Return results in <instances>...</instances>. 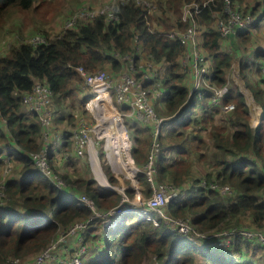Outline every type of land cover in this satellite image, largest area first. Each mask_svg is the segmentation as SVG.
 <instances>
[{
	"label": "trees",
	"instance_id": "1",
	"mask_svg": "<svg viewBox=\"0 0 264 264\" xmlns=\"http://www.w3.org/2000/svg\"><path fill=\"white\" fill-rule=\"evenodd\" d=\"M42 1L46 0H0V16L11 7L28 10ZM205 1L206 6L194 20L201 26V49L211 61V85L218 88L225 83L226 70L233 61L231 54L238 57L240 79L261 107L255 128L250 125V108L245 97L231 86L217 104L212 103V91L208 89H202L199 97L196 92L189 94L192 80L181 63L186 49L178 40L169 38L168 33L173 29L183 31L188 26L181 18L184 4ZM153 3L155 8L148 16L142 5L129 0L117 4L115 21L99 14L55 33L29 34L28 38L44 36L47 39L44 44L33 45L25 36L14 35L17 42L5 51L1 49L0 116L4 122L0 121V148L7 151L8 158H0V170L4 172L0 178L3 185L0 202L5 203L0 205V264H14L16 258L40 252L71 223L91 217L92 210L76 206L72 196H88L99 212L120 200L118 193L101 189L92 179L87 164L71 153L64 160L56 157L57 151L47 154L49 168L62 180L63 189L56 188L35 167L32 154L42 148V130L36 114L26 112L22 102L32 83L40 81L51 90V105L59 113L53 118V126L66 121L70 128L72 110L77 105L69 99L81 82L76 68L80 66L88 72L104 68L113 72L110 75H116L127 68L129 57L136 64L140 55L156 67L163 91L162 97L152 99L157 116L163 118L158 134L160 150L153 162V181L179 189L176 198L167 203L165 213L187 219L200 232L264 227V76L261 72L264 0L246 3L243 13L253 16L252 26L226 39L215 26L214 14L222 13L221 0H153ZM260 34L263 36L259 37ZM227 39L233 52L225 50ZM87 95L88 99L91 93ZM230 104L232 109H223ZM125 124L132 139L131 156L135 165L142 168L150 152L152 126L136 120H127ZM60 146L59 152L72 151L71 130L61 134ZM75 163L82 164L88 177L70 168ZM136 179L141 195L150 194L146 176L140 172ZM109 180L113 184L118 182L112 176ZM211 184L218 188H212ZM222 186H228L231 192L221 193ZM122 187L133 196L129 186ZM99 223V219H93L84 240L92 244L104 237L105 250L91 254L84 264H148L152 258L155 264H229L212 259L211 254L241 264H259V261L264 264V258H254L258 243L255 239L231 237V251H238V257H233L229 252L227 256L221 255L215 246L205 251L195 248L162 221L155 226L131 217L111 234L102 232ZM259 248L264 249V245L259 243Z\"/></svg>",
	"mask_w": 264,
	"mask_h": 264
},
{
	"label": "built area",
	"instance_id": "2",
	"mask_svg": "<svg viewBox=\"0 0 264 264\" xmlns=\"http://www.w3.org/2000/svg\"><path fill=\"white\" fill-rule=\"evenodd\" d=\"M128 1L109 0L96 14L87 6L82 5L64 20V28H71L80 20H90L99 14L104 15L108 21H115L118 18L115 9L117 4H123ZM134 1L144 7L147 16L155 8V4L152 1ZM221 2L222 13H215L214 16L218 33L222 38L236 35L252 26L254 22L253 16L250 13L244 14L237 2L232 0H221ZM206 4L207 1L202 4L197 2L184 4L181 9V18L183 21L188 22V26L183 31L171 30L168 33V37L178 40L186 49L181 63L183 69L192 78L189 94L196 92L199 97L202 89H208L212 91V103L217 104L223 94L227 92V87L224 85L217 88L211 85L212 70L209 67L210 60L199 49L201 30L194 23V18L200 14ZM4 39L6 41L0 45V51L1 49L7 50L11 45L8 37ZM26 41L35 45L44 44L47 39L37 34ZM116 57L119 56L116 54ZM124 58H127V56ZM142 60L143 58L140 55L138 62L135 64L134 59L129 57L127 68L120 71L116 78L111 77L106 71L101 69L88 72L80 66L76 68L77 73L82 78V88H86L91 92V96L85 102V108L92 118V123L80 118L78 125L71 130V155L87 164L92 179L101 189L115 191L120 195V200L115 206L99 212L95 210L94 202L88 196L84 194L73 196L72 199L76 206L87 207L92 210L91 217L87 220H76L66 230L60 231L59 237L55 240L52 239L46 248L38 252L30 264H44L47 259L54 261V264H84L85 258L89 253L84 242V234L90 229L93 219H99V226L102 232L111 234L125 224V216L128 214H136L138 218L155 226H158L160 221H162L170 230L184 238L186 237L188 241L195 245V248L199 250L203 248L205 251L210 246H215L220 251V254L224 256H227L229 252L233 257H238V251H231V237L233 236H239L243 239H255L258 243L264 245V228L261 230L231 228L229 230H220L217 234H210L209 232L197 231L187 219L173 218L165 213L167 203L176 198L179 189L167 183L156 184L153 181V173L155 171L153 162L160 150L158 134L163 118L157 116L151 103V98L162 97L163 91L157 80L158 71L156 67L149 59L145 60L144 64H141ZM261 72L264 76V67L261 68ZM101 94L108 97L111 105L115 108V117L119 121L121 132L125 136L127 153H124L123 160L130 162L132 165V170L128 175L119 169L117 158L111 156L115 159L114 169L108 159L107 141L104 134L106 130L105 113H102L99 102ZM112 95L115 103L120 106L124 105V108L128 110L127 112H119V109H116ZM51 99L52 93L49 87L40 81H34L31 90L23 97L22 102L28 112L36 114L42 130V148L39 152L32 154L34 165L43 176L54 183L56 188L63 189L62 180L51 171L47 163V154L55 153L57 144L61 141V136L52 139L53 111ZM232 107L230 104L224 106L223 109L230 110ZM123 118H130L152 126L150 152L142 168L135 165L131 156L132 139L125 122H123ZM0 121L4 122L1 116ZM101 155H103V160H107L109 167L114 170L116 175L119 174L123 179L128 180V186L133 192L131 200L128 199L123 187L110 184L109 178L102 168L104 164L100 158ZM140 172L146 176L151 190L150 195L144 199L141 197V187L136 179V175ZM2 187L3 185L1 184L0 198L3 196ZM211 187L218 188L216 184H211ZM219 188L221 193L231 192L228 186ZM71 240H74V245L71 244ZM21 260L22 258H16L12 263L16 264L21 262Z\"/></svg>",
	"mask_w": 264,
	"mask_h": 264
},
{
	"label": "rangeland",
	"instance_id": "3",
	"mask_svg": "<svg viewBox=\"0 0 264 264\" xmlns=\"http://www.w3.org/2000/svg\"><path fill=\"white\" fill-rule=\"evenodd\" d=\"M108 1L109 0H46V1L40 2L39 5H34L32 8H30L28 10H19V9H17L18 7H11L7 13L0 16V45H2L3 42L5 43V41H6V39L2 38L1 34H9L12 37L14 35H20V36L22 35V36H25V38L27 39L29 34H31V32L32 33H40L42 31H46L48 33H55L57 31H59L60 29L64 28V24H65L64 20L71 14L72 11H76L80 7V5L87 6L89 9L94 11L93 12L94 14H96L97 11H100L105 6L104 4L107 3ZM149 1L153 2V0H149ZM246 2H252V1L246 0ZM246 2H245V5H246ZM244 14H247V13H244ZM184 22H186V21H184ZM194 23L198 26V28L201 27L200 25H198V23L195 22V20H194ZM215 26L217 29V22H215ZM262 32H264V27L262 28ZM262 36L263 35H261L260 37H262ZM16 38L21 40V38H19V37H16ZM16 42H17L16 40L12 41V43H16ZM225 42H226L225 47L230 46L228 43V39L225 40ZM262 42L264 45V40ZM230 47H231V50L233 52V47L232 46H230ZM199 49L201 50V52L203 54H205L202 51L201 46H199ZM225 50H227V49H225ZM231 55L233 56L232 57V60H233L232 65L229 69L226 70L225 83L221 87H223L225 85L227 88H229L231 86L230 88H234L243 94V96L245 97V100L247 101V104H249V106L251 108V113L253 115V117L250 115V124H252V126H254V125L258 124V122H259V121H257V118H259V116H260V110H259V113H257L258 108H257L251 94L249 93L248 89L245 88L246 86L242 83V81L239 77L238 66H237V64H238L237 58L238 57L233 55V53ZM141 57L143 58L141 64H144V61L145 60L147 61L148 58L144 55H141ZM101 70H103V69L101 68ZM218 88H220V87H218ZM84 90H86L88 92V90L86 88H84ZM112 97H113V102L115 103L114 96L112 95ZM152 99H155V98L154 97L151 98V103H152ZM71 100L75 101L74 104L77 105V107L72 110V116L75 117V121H74V118H73V120H71V123H70L71 130L74 129L78 125V122H79L78 120L80 118H84L87 122L92 123V118L88 114V112L86 111L85 103H84L83 99L81 98V96L77 97V101L75 99H69V101H71ZM78 101H79V103H78ZM115 106H116V109L117 108L119 109L118 110L119 112L124 113V112L128 111L126 108H124V105L120 106V105H117L115 103ZM129 111H131V110L129 109ZM127 120L132 121V119H130V118L129 119L123 118V122H125ZM74 122H75V124H74ZM100 158H101V160H103V155H101ZM103 164L104 165L102 166V168H103L106 176L107 177L112 176L115 180H118L117 184H113L110 182V184L112 186L122 187V185H124V186L129 185L128 181L122 179V177L119 174H117V175L115 174L114 170H112L109 167L106 159L103 160ZM9 165H10V168H13V166L11 164H9ZM70 168L71 169L76 168V169H78L77 174H80V175L85 174V176L88 177L87 171L84 170V167L82 166V164L80 165V163H75ZM71 169H70V171H71ZM2 173H4V172H2V169H1L0 170V178L2 176ZM1 181L2 180H0V182ZM125 194L127 195L129 200L132 199V195H129L127 193H125ZM148 195H150V194H148ZM148 195L142 194L141 197H142V199H144V198H147ZM1 204L4 205L5 203L0 202V205ZM131 217L137 218L138 216L136 214H128L125 216V220H127ZM48 218H50V217H48ZM263 228H261V229H263ZM261 229H258V230H261ZM209 233L210 234H217L218 231L217 230H211ZM224 233H226V232H224ZM60 234H61V232L58 233L56 235V237L53 238V240L58 238ZM98 246H99L98 252L99 253L104 252L105 246H106V240L104 237L100 238V240L98 242ZM193 246H195V245H193ZM251 247H252V245H251ZM256 248H257V250L254 253V258H259V257L264 258V249L259 248L258 243H257ZM201 250L204 251L203 248ZM37 254L38 253L33 254L31 256H26L25 258H23L21 260L20 264H29L34 259V256ZM210 256L212 259H215L217 261L227 262L229 264H239V263L241 264L242 263L241 261H236V260L226 261L225 259L219 257L218 255H214V254H211ZM44 264H54V261L47 259ZM148 264H155V259L152 258L150 263L148 261ZM259 264H262V261H259Z\"/></svg>",
	"mask_w": 264,
	"mask_h": 264
},
{
	"label": "bare ground",
	"instance_id": "4",
	"mask_svg": "<svg viewBox=\"0 0 264 264\" xmlns=\"http://www.w3.org/2000/svg\"><path fill=\"white\" fill-rule=\"evenodd\" d=\"M99 100L103 111L102 113H105L106 130L104 131V134L106 135L107 141L108 159L114 169L115 159L113 157L117 158L119 162V169L128 175L132 170V165L130 162L123 160L124 153H127V148L125 136L121 132L119 128V121L115 117V108L111 105L108 97L105 95L101 94L99 96Z\"/></svg>",
	"mask_w": 264,
	"mask_h": 264
},
{
	"label": "crops",
	"instance_id": "5",
	"mask_svg": "<svg viewBox=\"0 0 264 264\" xmlns=\"http://www.w3.org/2000/svg\"><path fill=\"white\" fill-rule=\"evenodd\" d=\"M252 1V4L253 3H256L257 2V0H251ZM246 3H249V2H246ZM239 4V6H240V10L243 12V9L244 8H246V5H245V3L244 2H242V3H238ZM262 34H260L259 35V37L261 36ZM3 38H7L8 37V39L11 41L14 37H12L11 35H9V34H6V36H4V35H1ZM223 39H226V38H223ZM199 46H200V37H199ZM231 46V45H230ZM230 46H228V47H225V49H227L228 51H230L231 50V47ZM232 65V64H231ZM239 65V63L237 64V66ZM209 67H210V69H211V61H210V64H209ZM104 71H106L109 75L111 74V73H113L111 70H109V69H104V68H102ZM97 70V69H96ZM125 70V69H124ZM95 71V70H94ZM123 71V70H122ZM119 73L120 72H117V74L116 75H110L111 77H114V78H116V77H118V75H119ZM239 74V73H238ZM190 77V76H189ZM240 77V76H239ZM191 78V77H190ZM191 80H192V78H191ZM242 81V80H241ZM243 83V82H242ZM246 88V87H245ZM248 91H249V89H248ZM86 93V94H85ZM88 93H91V92H87L86 90H84L83 88H82V78H81V82H80V84H79V87H78V89L76 90V92L73 94V96H72V99H75L76 101H77V97H79V96H81V98L83 99V101H84V103H85V101H86V99H87V94ZM249 93L251 94V92L249 91ZM251 96H252V94H251ZM253 98V97H252ZM155 99H157V98H155ZM78 103H79V101H78ZM256 104V103H255ZM249 105V104H248ZM256 106H257V108H258V112L257 113H259V110H260V115H261V107L258 105V104H256ZM51 108H52V111H53V118L55 117L56 118V116H58L59 115V113L53 108V106L51 105ZM249 108H250V106H249ZM24 109H25V111L26 112H28L27 110H26V107H24ZM29 113V112H28ZM250 114H251V116L253 117V115H252V113H251V108H250ZM82 115V114H81ZM256 115V114H255ZM54 118V119H55ZM259 118H260V116H259ZM259 118H257V121H259ZM74 121H75V117H74ZM53 122V121H52ZM251 125V127L252 128H255V126L257 125H254V126H252V124H250ZM71 130V128H69L68 127V125H67V122L66 121H64V122H62V123H59V122H57V123H54V126H53V123H52V129H51V134H52V139L53 138H56V137H59V136H61V134L63 133V132H65V131H70ZM73 130V129H72ZM60 144H61V141H60V143L59 144H57V148H56V157L57 156H59V158H61V159H67L66 158V154L67 153H71V151H69V152H59L58 150L61 148V146H60ZM60 147V148H59ZM59 148V149H58ZM6 154H7V151H5V150H2L1 151V148H0V155H1V157L2 158H4V159H7L8 157L6 156ZM123 179V178H122ZM125 180V179H124ZM88 232V231H87ZM86 232V233H87ZM85 233V234H86ZM85 234H84V237H85ZM73 242H74V240H71V244H73ZM84 242H85V240H84ZM99 242V241H98ZM98 242L97 243H92V244H89L88 242H85V244H86V246H87V248H88V250H89V253H88V255L86 256V258H85V260H87L88 258H89V256L91 255V254H93V253H96V252H98V250H99V246H98ZM94 244V245H93ZM74 245V244H73ZM72 245V246H73ZM103 253V252H102ZM30 264V263H29Z\"/></svg>",
	"mask_w": 264,
	"mask_h": 264
},
{
	"label": "clouds",
	"instance_id": "6",
	"mask_svg": "<svg viewBox=\"0 0 264 264\" xmlns=\"http://www.w3.org/2000/svg\"><path fill=\"white\" fill-rule=\"evenodd\" d=\"M3 35L6 36V34H3ZM13 40H14V38L11 40V44H12V41H13ZM189 91H190V90H189ZM87 100H88V99H87ZM1 158H2V157H1ZM81 161H82V160H81ZM114 192H115V191H114ZM74 196H75V195H74ZM72 197H73V196H72ZM72 197H71V198H72ZM72 201H73V199H72ZM218 231H220V230H218ZM258 244H259V243H258ZM201 251H202V250H201ZM85 262H86V260H85ZM85 262H84V263H85Z\"/></svg>",
	"mask_w": 264,
	"mask_h": 264
}]
</instances>
